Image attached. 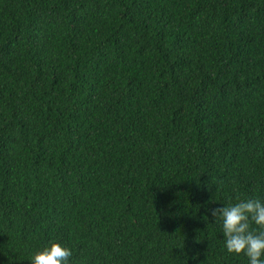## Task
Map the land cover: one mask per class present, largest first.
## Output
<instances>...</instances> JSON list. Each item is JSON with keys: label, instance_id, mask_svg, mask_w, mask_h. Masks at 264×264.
<instances>
[{"label": "trees", "instance_id": "16d2710c", "mask_svg": "<svg viewBox=\"0 0 264 264\" xmlns=\"http://www.w3.org/2000/svg\"><path fill=\"white\" fill-rule=\"evenodd\" d=\"M248 199L264 0H0V264H249L211 213Z\"/></svg>", "mask_w": 264, "mask_h": 264}, {"label": "clouds", "instance_id": "9594fccd", "mask_svg": "<svg viewBox=\"0 0 264 264\" xmlns=\"http://www.w3.org/2000/svg\"><path fill=\"white\" fill-rule=\"evenodd\" d=\"M211 213L215 221H222L228 253L246 255L249 264H264V202L248 199L212 209ZM71 256L69 248L52 242L50 246L37 251L31 257L30 264H69Z\"/></svg>", "mask_w": 264, "mask_h": 264}]
</instances>
